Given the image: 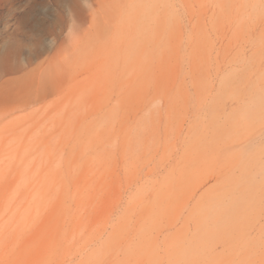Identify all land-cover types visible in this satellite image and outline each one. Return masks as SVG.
Masks as SVG:
<instances>
[{
	"label": "rangeland",
	"instance_id": "1",
	"mask_svg": "<svg viewBox=\"0 0 264 264\" xmlns=\"http://www.w3.org/2000/svg\"><path fill=\"white\" fill-rule=\"evenodd\" d=\"M0 264H264V0H0Z\"/></svg>",
	"mask_w": 264,
	"mask_h": 264
}]
</instances>
